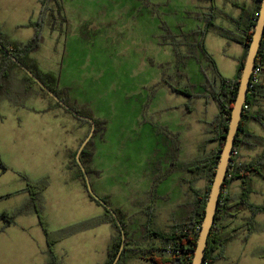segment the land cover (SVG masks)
Here are the masks:
<instances>
[{
  "label": "rangeland",
  "instance_id": "1",
  "mask_svg": "<svg viewBox=\"0 0 264 264\" xmlns=\"http://www.w3.org/2000/svg\"><path fill=\"white\" fill-rule=\"evenodd\" d=\"M59 1L67 25L63 29L46 27L34 57L42 70L59 77V85L72 104L102 120V130L94 132L92 142L86 145L93 149L88 160L92 171L89 178L99 197L109 195L112 207L119 205L132 216L127 226L129 241L142 242V225L147 220L142 206L151 204L157 215L155 225L166 230L169 223L184 222L193 212L195 199L189 187L206 194L210 186L206 179L180 166L217 147L216 143H205L209 136L206 131L219 111L217 102L207 96L215 72L202 50L195 47L200 40L198 31L205 27L204 13L209 11V3ZM215 1L219 10L215 25L232 26L228 15L239 12L232 5L234 0ZM39 8L38 0H0L2 33L9 41L29 42L35 34L33 24L38 21ZM204 45L222 77L233 79L242 46L221 37L213 28L207 32ZM15 74L8 84L11 98L5 96L0 101V147L1 143H38V151L21 165L23 175L30 182L48 178L49 184L52 179L57 183L64 173L68 149L77 143L82 128L90 126L56 106L38 87L25 95L24 74L18 69ZM184 87L198 96L206 95L190 98L177 91ZM249 127L264 137L259 123L251 121ZM260 153V148L243 149L236 157L251 161ZM45 172L52 179L42 176ZM252 188L249 201L264 206V179L254 177ZM235 190L231 191L237 194L239 189ZM21 209L13 213L19 225L32 219H17L23 215L19 214ZM255 222L259 230L243 245L233 241L229 245L230 258L222 264H264V257L257 256L264 252V214H259ZM70 226L45 227L59 233ZM105 227H93L87 236L75 233L60 240L57 264H105L106 246L114 234L111 225ZM128 264L147 262L134 259Z\"/></svg>",
  "mask_w": 264,
  "mask_h": 264
},
{
  "label": "trees",
  "instance_id": "2",
  "mask_svg": "<svg viewBox=\"0 0 264 264\" xmlns=\"http://www.w3.org/2000/svg\"><path fill=\"white\" fill-rule=\"evenodd\" d=\"M209 3V11L204 13L205 27L198 31L200 40L195 44V47L200 48L206 57V59L212 63L213 70L215 72L214 82L210 83L207 87L208 98L213 99L218 104V114L214 121L210 124L211 128L206 132L208 138L205 140L206 146L216 143L217 147L212 148L209 152H205L203 155L196 157L195 159L181 163L180 166L187 172L192 173L197 178L206 179L209 185L206 190V194L194 186H190V191L194 196L193 212L184 222H176L172 224L168 230L156 228L154 226V213L152 205H147L144 208L147 220L143 225L144 237L146 241L144 243L137 241H129L127 226L129 224V217L123 213L120 209L112 208L117 214L120 223L122 224L126 242L117 264H124L128 259L137 257L149 262L150 264H191L194 256V250L196 248L197 239L205 215V208L208 200V194L211 184L214 179V174L217 168L220 152L225 143V138L228 131V126L231 118V111L234 107V101L237 97L240 74L243 63L245 61L248 48L252 41L254 33V27L259 17L260 6L262 0H247L240 3L238 0L232 1V5L240 11L237 17L228 15V19L233 24V28H227L217 26L214 23L218 8L215 0H201ZM40 13L36 23L33 24L35 28L34 37L27 43H18L9 41L0 29V43L11 52L22 65L28 68L47 88H49L55 95H57L65 104L74 109L79 115L90 117L94 120L96 129L95 132L102 130V120L94 118L89 112L83 111L74 104L71 103L64 90L59 85V77L51 72L41 69L37 60L33 57V54L39 50L41 43L44 40L43 33L47 28L50 29H63L67 25V16L63 4L59 0H39ZM216 29L219 35L229 41L240 44L244 48V55L239 61L238 73L233 79H226L222 77L216 68L215 62L211 55L205 49V37L207 32L211 29ZM256 66L261 67V76H264V38L257 55ZM21 70L24 74L23 82L25 85L24 94L30 95L38 87L41 93L50 98L54 104L60 108H63L57 103L48 93L42 89L36 81L25 73L21 67L12 59V57L0 48V101L5 97L11 98L9 93L8 84L12 78L15 77V70ZM262 88L260 82L250 89V94L247 98V105L249 109H244V116L241 120L240 131L237 134L234 152L241 150H256L261 149L259 156L251 161H243L242 156H232L229 170L227 173L226 183L223 187V191L220 198L219 208L216 213V221L211 229V233L208 238V244L206 248L205 260L203 264H215L216 260L223 258L225 254L226 246L238 238V229H228L223 223L231 220H244V225H248V238L254 232L259 230L258 224L255 222V218L259 214H264V206L255 205L249 201L250 195L253 193L252 180L254 177L264 179V138L256 135L254 132L247 129V121L253 119L257 121L264 129V112L253 111L252 108L257 105L258 97L262 95ZM183 92L188 97H197L192 90L187 87L177 90ZM206 94L198 97H204ZM65 109V108H64ZM66 110V109H65ZM192 110V109H191ZM190 109L188 111H191ZM68 111V110H66ZM70 112V111H68ZM71 113V112H70ZM72 114V113H71ZM78 118V117H77ZM81 120V119H80ZM84 123H91L86 120H81ZM84 141V140H83ZM92 142V140L90 141ZM204 143V144H205ZM77 153L73 155V161L70 168L74 169L79 177L83 181V185L88 192L84 174L76 160ZM92 153L89 151V147L86 146L81 153V161L86 167V171L91 173V169L87 166V162ZM0 169L6 171L8 168L0 158ZM238 181L240 183V192L233 193L228 190L229 186ZM48 178H43L36 182H28L26 191L31 195L30 207L35 210L40 219V224L45 232L49 252L51 255L52 264H57V258L53 253V245L72 234L79 231L93 228L101 224H111L116 230L112 242L108 249V259L105 264H113L116 259L120 248L122 246V234L118 224L116 223L110 210L104 208L98 201H96L88 192L89 197L98 205L104 208V213L90 220L82 223L70 226L59 233L49 231L42 220L41 212L42 206L40 205V196L44 190L48 187ZM107 204L110 205L109 199L102 198ZM30 207H25L20 210L19 214L26 212ZM249 212L250 217H241V214ZM0 219L4 220L6 225L15 223V216L7 213H0ZM246 222V223H245ZM264 257V252L260 254Z\"/></svg>",
  "mask_w": 264,
  "mask_h": 264
},
{
  "label": "crops",
  "instance_id": "3",
  "mask_svg": "<svg viewBox=\"0 0 264 264\" xmlns=\"http://www.w3.org/2000/svg\"><path fill=\"white\" fill-rule=\"evenodd\" d=\"M38 3L40 6L39 0ZM239 14L240 11L238 12V15ZM238 15L234 17H237ZM233 27L234 26L232 24V26L227 28H233ZM54 31L55 30L51 31L50 34L53 33ZM243 55H244V48L242 50V53L239 55L237 59L236 75L238 73L239 61L241 60ZM35 59L39 63V60L37 58ZM259 82L261 83V85H263L262 95H264V76L260 75ZM59 84H60V80H59ZM40 98L43 97L40 96ZM252 110L253 111L260 110L264 112V96L258 97L257 105L253 107ZM251 121H255V120L249 119L247 121V129L250 131H252L249 127V123ZM210 128L211 126L208 127V130ZM88 130L90 131L88 127H83L82 134L80 138L77 140V143H73L71 149H68V158L65 160L63 164L64 173H62V177L61 179H59L57 183L53 181L52 175L50 173L45 172L44 174H42V176L48 175L52 179V180L50 179L51 180L50 184L48 185L46 190L42 192L40 196V205L42 206L41 216L43 217L44 225L49 230L58 229L64 226H70V225L73 226L74 224L76 225L84 221L90 220L92 218L99 217L104 213V211L100 209V207H97L98 209L94 207L95 206L94 204H96L97 206L98 204L89 197L88 192L86 191L83 185V181L79 177V174L74 169L70 168L72 157L76 151L78 152L81 146L79 142L87 137L88 135L87 133H89ZM1 145L3 147L2 146L0 147V158L8 169L6 171L0 169V213H7L15 216L16 214L13 213L16 210L20 208L30 207L31 205V201H32L31 195L29 192L26 191L27 184L30 181V179L27 178L25 175H23L24 172L21 165L23 161L29 158L31 153L33 152L36 153L39 147H38V143H1ZM92 150H93L92 148L89 149L90 153H93ZM87 166H89V161L87 162ZM88 174L90 177V175H92V172ZM229 188L232 191H234L235 189H239V191L237 192L239 193L240 183L236 181L232 183L229 186ZM97 195L99 196V194ZM102 196L106 198L109 197L108 199L110 203L111 198L109 195L102 194ZM146 205L142 206L143 213ZM112 208L120 209L123 213H125L129 217V221H130L129 225L131 224L133 218L129 212L124 210V208L119 205H116ZM248 213L249 212H245V216L243 217L245 218L250 217ZM22 214H21L22 216H18L17 219L25 218L27 216H30L32 219L21 225L16 223V216H15V223L11 225H6L5 221L0 219V264H52L48 241L45 232L43 230V227L40 224V219L38 217V214L31 207L28 208L26 212ZM156 216L157 215L154 214V218ZM223 224L226 225L228 229H234V228L238 229V238L234 240V242L238 241V243L241 245H243L245 242H248L249 239L248 225L243 226L244 220H239V219L234 221L228 220L225 221ZM101 225L97 226V229L103 228V225L107 227L111 224L106 223L103 224L102 226ZM171 225L172 222L169 223L168 226L170 227ZM155 227L158 228L156 225ZM169 227L166 230H168ZM112 228L114 227L112 226ZM91 230H92L91 228L90 230L88 229L83 230L82 232L76 233L75 236L81 234H86L85 236H87V232ZM115 234H116V230L114 229V234L110 236V243H108V245L106 246L107 259H108V249ZM129 235L130 234L128 232L127 237H129ZM240 235H243V238H241ZM145 241L146 239L144 237V240L141 243H144ZM232 243L233 242L229 243L226 246L224 257L216 260L215 264H222V262L230 258L229 245ZM60 244H62V242H57L56 244L53 245L52 250L55 256H56V248ZM257 256L261 257L260 255ZM134 259H140V258L133 257L128 260H134ZM128 260L124 264H128ZM147 264L150 263L147 262Z\"/></svg>",
  "mask_w": 264,
  "mask_h": 264
},
{
  "label": "water",
  "instance_id": "4",
  "mask_svg": "<svg viewBox=\"0 0 264 264\" xmlns=\"http://www.w3.org/2000/svg\"><path fill=\"white\" fill-rule=\"evenodd\" d=\"M264 38V0L261 2L260 6V12L259 17L257 19L256 25L254 27V33L252 36V41L250 43V46L248 48V52L245 58V61L242 66L241 74H240V80H239V87L237 92V97L234 101V107L231 111V118L228 126L227 135L225 138V143L223 145V148L220 152V156L218 159L217 168L214 174V179L210 187V191L208 194V200L205 208V215L203 218V222L201 225V229L199 232V236L196 243V248L194 250V256L192 259L191 264H203L205 260V254H206V248L208 244V238L211 233V229L215 224L216 221V213L219 208L220 198L223 191V187L226 183L227 179V173L229 170V166L231 163V159L233 156V151L235 147L236 137L237 134L240 131V125L241 120L244 116V105L247 103L248 95L250 94V85H251V79L252 74L254 72V69L256 67V61H257V55L259 53L260 47L262 45V40ZM0 48L7 52L12 59L21 67V69L27 73L31 78H33L36 83L45 90L46 93L49 94L50 97H52L57 103H59L63 108L70 111L74 116L78 117L81 120H86L91 123V131L87 138L83 141L81 144L77 155L76 160L78 165L80 166L86 186L88 189L89 194L98 201L104 208L111 211L116 223L118 224L121 234H122V246L120 248V251L114 260L113 264H117V262L120 260L124 245L126 242V235L124 228L122 224L119 221V218L115 211L112 209V207L107 204L101 197H99L95 191L93 190L89 174L86 171L85 165L81 161V153L92 138L94 132H95V122L92 118L79 115L74 109H72L70 106L65 104L57 95H55L49 88H47L28 68H26L24 65H22L15 57L12 56L11 52L8 51L1 43Z\"/></svg>",
  "mask_w": 264,
  "mask_h": 264
},
{
  "label": "built area",
  "instance_id": "5",
  "mask_svg": "<svg viewBox=\"0 0 264 264\" xmlns=\"http://www.w3.org/2000/svg\"><path fill=\"white\" fill-rule=\"evenodd\" d=\"M260 75H261V67L260 66H256L254 69V72L252 74V79H251V85H250V89L253 88L254 85H256L259 82L260 79ZM244 109L248 110L249 106L247 105V103L244 105ZM238 151H233V155L236 157Z\"/></svg>",
  "mask_w": 264,
  "mask_h": 264
}]
</instances>
